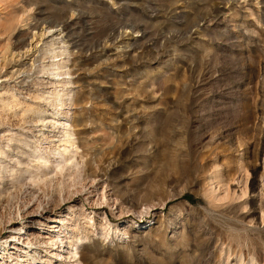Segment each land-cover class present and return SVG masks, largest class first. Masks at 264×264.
<instances>
[{
	"label": "rangeland",
	"instance_id": "rangeland-1",
	"mask_svg": "<svg viewBox=\"0 0 264 264\" xmlns=\"http://www.w3.org/2000/svg\"><path fill=\"white\" fill-rule=\"evenodd\" d=\"M71 2L0 0V243L50 235L33 264H264V0H75L78 48L56 26L9 59L29 15Z\"/></svg>",
	"mask_w": 264,
	"mask_h": 264
},
{
	"label": "bare ground",
	"instance_id": "bare-ground-1",
	"mask_svg": "<svg viewBox=\"0 0 264 264\" xmlns=\"http://www.w3.org/2000/svg\"><path fill=\"white\" fill-rule=\"evenodd\" d=\"M44 2H42V3H44ZM113 4L116 5L117 2H114ZM39 5H40V3H39ZM114 5H112V6H114ZM77 6H78V4L75 2V0H72L71 3L65 4L62 7H56L55 12L58 14V17H55L52 19L49 18L50 20H48V19L39 20L38 18L34 17V15H31V16L29 15L27 17L28 18L27 20H30L31 23L34 22L30 25V31H31L30 35H29L30 40H28L26 37L25 39H21L18 41L14 40V42H11V45L8 46L6 49V53H8L11 56V58H9V59L12 61L15 57H22L24 54L27 53V50L30 49V46H33L32 40H34V38L41 40L42 37L45 35V29L46 28H54L56 26L60 27L61 31H60L59 35L63 34V37H64L63 41L65 43H67V45H69L72 48H76V47L78 48L79 37L81 36L80 35L81 31L79 32V30H82L84 27V24H86L85 22H87L86 18L88 17V14L85 11L79 9ZM25 7H26V5H25ZM26 10L30 11L28 9H26ZM36 13L38 15H44L45 14L43 9H39L38 11H36ZM121 29L123 32H128V34L132 36V37H130L128 35L130 37V38H128L129 41L125 42L126 47H132L135 44V42L137 41L135 36H133L132 34L140 31V25H138L137 23L136 24H129V23L127 24L126 23L121 27ZM8 37L11 40L12 37L11 36H8ZM120 37H121V34H120ZM8 43L10 44V42H8ZM10 60H9V62L11 63ZM90 161H86L87 170L91 169ZM50 221L57 222L60 220L56 219L55 217H52V219H50ZM39 223H40V225H45V223L42 221H39ZM26 225H27V227H29V230L27 232V235H29V231L31 230L32 225H29V223H26ZM58 226L59 225H56L55 226L56 230H53V231H57V232L61 231V228H63L64 225H62V227H60V228ZM37 229H41V228L39 227ZM8 238L10 239V241H15L17 239L16 236H14V235H10ZM51 238L52 237L50 235L42 233L40 231H37V234L35 236H32V238L26 237L24 240H22L23 241L22 243H24L25 246H19V244L11 242L10 248L8 249L7 248L8 246H6L7 245L6 241H5V243H0V250H1L0 251V264H33V262L30 260L29 257L32 256V254H34L37 251V248L47 247L49 245V240H51ZM54 238H55L54 241H56V242L53 243V245L56 244L57 247H60V246L62 247L64 239L61 238L60 235H57ZM19 239L20 238H18L17 241Z\"/></svg>",
	"mask_w": 264,
	"mask_h": 264
}]
</instances>
